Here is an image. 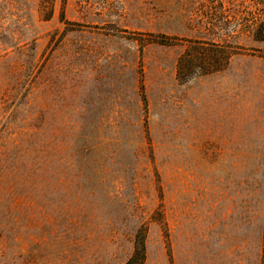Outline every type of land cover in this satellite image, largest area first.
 Masks as SVG:
<instances>
[{"label": "rangeland", "instance_id": "374dc122", "mask_svg": "<svg viewBox=\"0 0 264 264\" xmlns=\"http://www.w3.org/2000/svg\"><path fill=\"white\" fill-rule=\"evenodd\" d=\"M264 264V0H0V264Z\"/></svg>", "mask_w": 264, "mask_h": 264}, {"label": "trees", "instance_id": "16d2710c", "mask_svg": "<svg viewBox=\"0 0 264 264\" xmlns=\"http://www.w3.org/2000/svg\"><path fill=\"white\" fill-rule=\"evenodd\" d=\"M143 244L138 243L135 245L134 252L126 264H140L143 260Z\"/></svg>", "mask_w": 264, "mask_h": 264}]
</instances>
